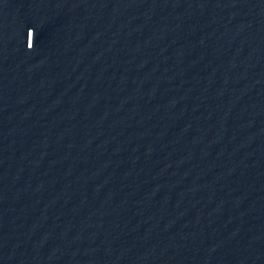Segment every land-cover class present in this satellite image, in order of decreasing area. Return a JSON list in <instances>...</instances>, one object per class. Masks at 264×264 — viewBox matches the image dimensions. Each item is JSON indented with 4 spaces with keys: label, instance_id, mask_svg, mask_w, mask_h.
I'll return each instance as SVG.
<instances>
[{
    "label": "clouds",
    "instance_id": "clouds-1",
    "mask_svg": "<svg viewBox=\"0 0 264 264\" xmlns=\"http://www.w3.org/2000/svg\"><path fill=\"white\" fill-rule=\"evenodd\" d=\"M29 31H32V30H29ZM33 47H34V45H33ZM33 47H32V48H33ZM32 48H31V49H32Z\"/></svg>",
    "mask_w": 264,
    "mask_h": 264
}]
</instances>
